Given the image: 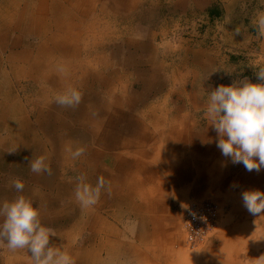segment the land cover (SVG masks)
<instances>
[{"label":"rangeland","instance_id":"1","mask_svg":"<svg viewBox=\"0 0 264 264\" xmlns=\"http://www.w3.org/2000/svg\"><path fill=\"white\" fill-rule=\"evenodd\" d=\"M18 1L9 2L5 8L15 10ZM24 1L20 3L22 7ZM30 2L34 17L41 22L38 30L45 37L41 39L37 31L24 34L23 38L19 36L22 34L20 31L11 33L12 39L20 38L22 42L14 45L11 51L0 48L1 66L5 68L9 82L3 87L10 84L13 93L18 96L16 98L23 104L24 96L30 95L34 101L31 107H35V110L46 108L45 96L55 104L58 97L76 91L80 95L79 105L83 108L81 114H88L91 108L95 114L93 120L100 126L111 116L107 125L113 135L129 143L122 157L128 172L131 167L134 171L137 153L140 154L139 176L136 174L133 178H139V185L133 188L134 193L128 198L137 204L133 208L137 211H134L129 208V202L126 207L114 205L109 200L117 193L112 187V178L106 175L109 171L113 175L118 168L107 166L103 154L117 152L118 148L115 144H103L99 135H91L93 122L87 124L85 119L73 117L74 120H70V132L73 134L61 139L65 130L51 131L50 128L54 118L47 120L49 125L46 127L45 124L42 131L44 127H35L37 116L31 117L35 120L32 124L34 131L41 141L38 146L40 151L45 152L46 142L48 151H51L54 161L53 164L49 163V169H52L53 183L63 178L61 162L64 169L73 166L71 178L74 185L78 183V176H83L84 182L92 186H95L98 177L106 181L95 205L85 207L86 212L78 206L79 213L73 214L74 223L59 224L63 228L73 226L74 231H78L75 235L79 242L78 250L77 246L72 245L70 250L61 248L71 255L74 264H134L133 260L126 258L129 255L127 247L139 245L143 249L141 245L145 244L143 239L147 233L149 237L153 235V239L158 235L153 240L156 243L159 237L167 236V242L161 240L164 249H168L165 253L167 256L160 259L161 264H264V214L249 213L241 197L245 190L264 191V169L249 172L242 164L231 165L226 157L218 156L215 152L220 151L216 146L217 133L204 116L208 92L217 85H228L243 77L258 82L256 72L264 69V60L251 63L249 59L257 57L254 54L260 51L258 43L264 35V0H207L204 6L199 7L179 0ZM38 7L43 10L46 22H42ZM93 7L97 13L96 22L89 23L91 25L88 27V18H94ZM18 19L19 16L10 29L23 27ZM6 21L10 20L0 17V39L6 35L4 38L10 42L11 36L2 24ZM200 39L219 41L221 54L226 55L220 60L224 64L222 71L227 72L229 80L223 83L212 80L210 70L205 84L191 80L190 67L185 64L189 58L183 49ZM175 55H180L178 60ZM35 58L40 59L36 63L40 69L36 71L31 68ZM30 68L31 74L37 75L38 79L29 75L27 71ZM65 68L69 74L59 75L68 73ZM51 81L61 84V89L51 91ZM3 101L0 97V104ZM12 104L5 103L2 108V112L7 113L0 118L4 120V125L9 122V117L12 118ZM54 110L59 114L66 113L61 108ZM25 111L31 112L28 108ZM164 129L174 131L171 136L157 134ZM0 132L5 136L6 131ZM87 138L90 140L86 143ZM64 143L69 145L72 152L77 150V146L83 150L78 157L70 156L71 163H67L66 153L60 151ZM101 143L106 147L104 152L97 155L98 159L88 161L90 154L94 156L97 153L95 148L103 147ZM86 146H91L92 150L87 151ZM161 152L163 155L159 154ZM56 158L59 163L55 161ZM125 176V172L117 175L119 183ZM45 192L50 194L52 190L45 189ZM122 193V189L118 190L117 196ZM105 196L106 201L103 199ZM207 199L217 201L222 206L216 230L206 240L197 244L188 243L181 225L183 210L191 201ZM56 201L59 206L66 203L60 194H57ZM110 212L118 213L119 217H110ZM88 215L91 218L88 219ZM99 215L103 218L102 228L104 231L107 229L110 239L105 247L111 250L112 256L105 258L102 254L100 261L95 263L97 260L92 253L97 241H93L92 233L100 231V224L93 228L95 216ZM140 233L145 235L142 241L138 240ZM70 240L73 241L72 238ZM168 258L171 260H166Z\"/></svg>","mask_w":264,"mask_h":264},{"label":"clouds","instance_id":"2","mask_svg":"<svg viewBox=\"0 0 264 264\" xmlns=\"http://www.w3.org/2000/svg\"><path fill=\"white\" fill-rule=\"evenodd\" d=\"M258 82L247 77L225 85L219 84L208 92L204 116L217 133L216 146L221 155L233 164H242L246 171L264 169V69L256 72ZM80 95L72 91L57 98L60 105L78 103ZM82 149L71 154L78 157ZM34 173L48 172L46 157L41 155L29 161ZM75 199L82 207L95 205L105 188L106 181L98 177L95 186L77 177ZM12 187L21 192L24 183L12 181ZM243 206L253 214H264V191L245 190L241 194ZM56 232L44 225L39 207L30 198L18 195L8 201H0V241L8 250L26 249L31 264H74L71 255L60 247H54L51 239Z\"/></svg>","mask_w":264,"mask_h":264},{"label":"bare ground","instance_id":"3","mask_svg":"<svg viewBox=\"0 0 264 264\" xmlns=\"http://www.w3.org/2000/svg\"><path fill=\"white\" fill-rule=\"evenodd\" d=\"M7 1V4L10 2L12 3V1H15V0H6ZM23 0H19L16 5L17 7H15V10L13 9V11H10L9 9H6L5 6L3 7L2 6V9L0 10V17H2V19L4 18H7L8 20L10 21H6V23H2L5 25L7 31H8V34L9 36H11V33L15 34L16 31H20L22 34L19 35L21 38H23V35L24 34H27V33H30V32H39L37 33V35L42 39L43 37H45L39 30L38 28L40 27L41 25V22L39 20H37L35 17H34V11H33V4L30 2V0H25L24 1V5L23 7L20 5V3L22 2ZM29 1V2H28ZM38 1H55V0H38ZM69 1V0H68ZM61 2V1H60ZM63 2V0H62ZM119 2V1H118ZM35 3V2H34ZM116 3V2H115ZM36 4V3H35ZM118 4V3H117ZM48 5V4H47ZM94 5V4H93ZM121 5V4H120ZM81 6V5H80ZM85 6V5H84ZM36 8V7H35ZM94 8V7H93ZM41 8L38 7V13L41 15L40 17L42 18V22L43 20L45 21V14H43V10H40ZM101 10V9H100ZM79 11V10H78ZM90 11V10H88ZM66 12V11H65ZM72 13V11H71ZM70 13V14H71ZM43 14V15H42ZM73 14V13H72ZM79 14V13H78ZM19 16V19L20 21L22 22L23 24V27L20 28L18 27L17 30H12L10 29L11 26H12V23H15V20L17 19V17ZM69 16V15H68ZM71 16V15H70ZM66 17V16H65ZM97 17V13H96V9L94 8V18L90 17L88 18V27L91 25V24H94L96 22V18ZM18 19V20H19ZM69 21V20H68ZM30 22V23H28ZM46 22V21H45ZM60 24H62L61 21H59ZM91 23V24H89ZM18 25V24H17ZM63 25H61V28H62ZM1 27H4V26H1ZM58 28V27H57ZM63 29V28H62ZM67 29V28H66ZM107 32V31H106ZM54 33V32H53ZM89 33V32H88ZM91 33L93 34L94 31H91ZM99 35V33H97ZM105 34V33H104ZM1 35V34H0ZM6 36V35H5ZM4 36V37H5ZM48 36V34H47ZM95 36H96V33H95ZM2 38L0 39V48H3L4 50L6 49H9V51H11V48H13L14 45H19L22 40H20V38H15V39H12V36H11V40L10 42H8V38ZM97 38V37H96ZM40 39V40H41ZM57 39V38H56ZM98 41V40H97ZM46 43V40L44 39V41ZM57 44V43H56ZM44 45V44H43ZM117 49V48H116ZM57 50V49H56ZM13 54V52L11 53ZM15 56V55H14ZM50 56V55H49ZM1 55H0V80L2 82V84H0V97L2 100H4L1 104H0V118L2 117L3 114H7V113H3L2 112V107L5 105V103H13L10 108L13 107V111L11 113L12 115V118L9 117L10 120H7L9 122H6V125H4V120H0V131L1 130H4L6 131V134L5 136L2 135V140H4V137H8L7 138V141L6 143L11 146V147H14V149H21V153H24L25 150L24 148L25 147H29V148H33L35 149V153L39 154V153H42V154H39L40 156L43 155L46 157V162L49 164L51 161H52V158H51V151L49 152L48 149H47V142H46V147H45V152L43 153L42 151H40L39 149V144H40V139L38 138V133L34 131V128H33V123L35 122L34 119H31L32 116H34V118L36 117V123H35V127H44L42 128V131L45 129V124H46V127H47V124L49 125V123L47 122L48 119L50 118H54L53 120V124L52 126L50 127L51 128V131H59L60 128H62L63 130H65L62 135H61V139H63L64 136L66 137H69L70 135H72L73 133L70 132V128H71V124H70V120H74V119H79L81 120L82 118L85 119L86 123H90V122H93L94 123V128L92 127L91 129V135H95V136H98L99 135V138L102 139V143L105 144V145H108L109 143L111 144H115V146H117L118 148V151L117 152H105L103 155V158L106 160L105 163L107 162L108 165H111V168H115L117 167L118 169L114 172L113 175H111L110 171L109 173L106 175L107 177H109L110 179L112 178V187L115 189V192L118 194V190H121L123 191V193L121 195H118L115 194V195H111L113 198L109 199V200H112L113 204L114 205H117V204H122V206H128L129 203H130V207L131 209H133L137 204L135 202H131L128 200L129 197H131V195L134 193V190L133 188L136 186V185H139V178L138 179H135L133 180V178L136 176L137 174V177L139 176V153H137V157L138 159H136L135 161V168H134V171L132 170L133 167L129 168L131 171L128 172L126 170L125 167V162H124V159L122 157H124V150H125V146H127L129 143L128 142H124L121 138H119L118 136H115L113 135V132L110 130L109 126L107 125L109 123V121L111 120V116L108 117V119H106V122L104 124H98L94 122V115L92 112H91V108L89 110V113L87 114L85 112V115L84 114H81L83 108L80 107L79 103L80 101L78 102V105H73L71 107L69 106H63V105H55V104H52L48 99L47 97L45 96L44 98V104L46 108H43V107H40L39 109L36 108V110L34 109L35 107H31L32 106V102H34L31 98L30 95H25L24 98H25V103L23 104L20 100H18L16 97L18 96H15V94L13 93V87L9 85H6L3 87V85L8 82V79H6V75H7V72L5 70V68H3L1 66ZM8 58H10L11 56L7 55ZM53 58V57H52ZM14 59V58H13ZM29 59V58H28ZM48 59V58H47ZM46 59V60H47ZM37 62H40V59L39 58H35L33 63L31 64V68L33 70H39L40 68L36 65ZM44 62V61H43ZM78 62V61H77ZM80 62V61H79ZM83 63V61H82ZM40 66V65H39ZM86 67V66H85ZM30 68V70H28L27 72H29V75L34 77V78H37V75H32L31 74V71L32 69ZM87 68V67H86ZM65 72H68V70L65 68L64 69ZM58 71V70H57ZM81 71V70H80ZM84 72V71H83ZM69 74L68 73H59V75H67ZM75 74V73H74ZM15 76V75H14ZM74 76V75H73ZM24 77V76H23ZM66 78V77H65ZM72 78V77H71ZM18 79V78H17ZM73 79V78H72ZM9 83V82H8ZM63 84V83H62ZM51 88V91H58L59 89H61V84H57L55 81H51L50 82V85H49ZM45 86H44V90H45ZM69 89V88H68ZM31 91V90H30ZM46 91V90H45ZM63 91V90H62ZM53 94V93H52ZM39 97V96H37ZM40 99V98H39ZM8 100H12L13 102H9ZM126 100V99H125ZM29 106V107H28ZM9 107V105H8ZM26 108H28L30 111L31 109H33L30 113H27L25 110ZM52 108H61V109H64L66 110V113H57L55 112L54 109ZM88 109V107H87ZM8 110H6L7 112ZM77 112L79 114H77ZM62 115V116H60ZM74 117V119H73ZM69 118V121H66L67 119ZM156 118V117H155ZM31 119V121H30ZM94 119V120H93ZM46 120V121H45ZM157 120V119H155ZM147 121V120H146ZM61 122V123H60ZM159 123V121H158ZM12 124V125H10ZM140 124V123H139ZM91 126V125H90ZM146 126V124H145ZM154 126V125H153ZM152 126V127H153ZM171 128V127H169ZM86 129V128H85ZM149 129V128H148ZM47 130L49 131V129L47 128ZM95 130V131H94ZM167 130V129H166ZM80 131V130H79ZM99 131V132H98ZM148 131V130H147ZM170 131V130H169ZM172 131V130H171ZM138 132V131H137ZM137 134V133H136ZM140 134V133H139ZM142 136L144 135L142 132H141ZM158 134V133H157ZM160 134V133H159ZM138 136V135H137ZM141 136V135H140ZM158 138V137H157ZM154 139V138H153ZM90 139H86V143L89 142ZM140 140V139H139ZM100 141V140H99ZM136 142V141H135ZM145 142V141H144ZM49 143V142H48ZM85 143V144H86ZM101 143V144H102ZM50 144V143H49ZM92 144V143H91ZM102 144V145H103ZM146 144V143H145ZM51 145V144H50ZM87 145V144H86ZM137 145V144H136ZM77 146V145H76ZM84 146V145H83ZM160 146V145H159ZM87 147V151H90L92 150V147L90 146H86ZM157 147V146H156ZM161 147V146H160ZM159 147V148H160ZM162 148V147H161ZM76 149H78V146L76 147ZM94 149V148H93ZM97 153L94 154V156L92 154L89 155L88 157V161L92 159H98L99 157L97 155L101 154L102 152H104L103 150L106 149V147H101L100 149L99 148H95ZM62 150L66 153V161H68L67 163H71V158L70 156H72V150H70L69 148V145L64 143L62 144L61 148H60V151L62 152ZM53 152V151H52ZM60 152V153H61ZM159 152V151H158ZM141 153V152H140ZM161 155V153H159ZM159 154H157V156H159ZM168 154V153H167ZM169 155V154H168ZM166 155V156H168ZM134 156V155H133ZM172 156V155H171ZM7 157V156H6ZM24 159H26L25 157H23ZM126 158V157H125ZM132 158V157H131ZM147 158V157H146ZM161 158V156H160ZM171 157H169L170 159ZM130 159V158H129ZM157 159V158H156ZM166 159V158H165ZM11 160V159H10ZM171 160V159H170ZM55 161H58V158L55 159ZM64 161V160H63ZM91 162H88L89 164L92 163ZM143 161V160H142ZM150 161V160H149ZM172 162H175L174 159L171 160ZM25 162H28V161H25ZM127 162V160H126ZM155 162V161H154ZM170 162V161H169ZM177 164V163H176ZM4 165V164H3ZM73 165V164H72ZM124 165V166H123ZM153 165V164H152ZM155 165V164H154ZM167 165V164H166ZM174 164L170 165V166H173ZM180 165V164H179ZM9 166V165H8ZM64 164L63 162H61L60 164V173L62 174L63 178L61 179L60 182H55L53 183L52 182V179L51 178H47V177H44L43 176V173H34L33 174V177L34 179L37 180V182H35L33 185H36L34 186V189L38 192H40V189L42 188V192L40 193V196L39 198H41V202L39 203V211H40V218H41V221L43 224H47V225H52L54 227H56L57 229H59V224H61L62 222H70V219H71V216L68 212V210L72 207L74 208H77L78 206L82 209H84V212H86V208L85 207H82L80 205V203L75 199V196H74V193H75V189H76V185H74V182L71 178V173H72V169H73V166H69L67 168H63ZM79 168V167H78ZM177 168V167H176ZM174 169V168H173ZM178 169V168H177ZM107 170V169H106ZM158 170V169H157ZM160 170V169H159ZM169 170V169H168ZM167 170V171H168ZM31 171V170H30ZM93 171V170H92ZM29 172V171H28ZM126 173V176L123 178L122 182L119 183V180L117 179V175H119V173ZM51 172H49V175H50ZM58 173V172H57ZM99 173V172H98ZM160 174V173H159ZM91 175V174H90ZM103 175V174H102ZM154 175V174H153ZM52 176V175H51ZM162 176V175H161ZM177 176V175H176ZM94 178V177H93ZM41 180V181H40ZM93 181V180H92ZM150 182V181H149ZM148 182V183H149ZM90 185V184H89ZM38 186H40L41 188H38ZM144 186V185H143ZM152 187V186H150ZM45 189H51L52 192L50 194H47L45 192ZM125 189V191H124ZM146 190V189H145ZM33 191V190H32ZM150 191V190H149ZM27 192V190H26ZM143 192V191H142ZM35 193V192H34ZM60 194L63 196V199L66 200V203H62L61 206L58 205L57 201H56V196L57 194ZM144 193V192H143ZM151 193V192H150ZM152 195V194H151ZM37 197V196H36ZM54 198V199H51V198ZM139 197V196H138ZM61 198V197H60ZM133 198V197H132ZM141 198V197H140ZM105 201L107 199V197L105 196L103 198ZM39 200V199H38ZM108 200V199H107ZM71 201V203H70ZM103 201V200H102ZM129 202V203H128ZM71 204V205H70ZM149 205V204H147ZM152 205V204H151ZM98 206H100V203H98ZM149 207V206H148ZM153 207V206H152ZM154 208V207H153ZM130 210V209H129ZM134 211H137V209H133ZM70 211V210H69ZM123 212V211H122ZM71 213V212H70ZM88 214V213H87ZM124 214V213H123ZM101 215V214H100ZM95 216V223L93 224V228H95L97 226V224H100L101 228H100V231H94L92 233V236H94L93 238V241H97L96 243V248L95 250L93 251L92 253V256L96 259V260H100L101 258V255L104 254L105 255V258L109 257V255L111 254V251L106 249V242H108L110 239L108 237V233L106 231L103 230L102 227H104L102 225V222H103V218L101 216ZM110 217H115V218H118L119 215L118 213H113V212H110ZM126 216V215H125ZM74 217V216H73ZM72 217V218H73ZM152 217V216H151ZM154 217V216H153ZM87 218H91L89 217V215L87 216ZM105 218V217H104ZM137 218V217H136ZM139 218V217H138ZM87 219V221H88ZM85 220V219H83ZM130 220V219H129ZM74 221V220H73ZM81 222V221H80ZM87 223V222H86ZM71 224V223H70ZM88 224V223H87ZM73 225V224H72ZM154 225V224H153ZM141 226V225H140ZM71 227V226H70ZM159 227V226H158ZM55 228V229H56ZM86 228V227H85ZM149 228V227H148ZM143 229V228H142ZM106 230V229H105ZM114 230V229H113ZM63 234H64V237H55V238H52L51 239V244H57L59 241H62V240H65V241H68V242H71V238H72V234H70L69 231H62ZM61 233V232H60ZM136 233V232H135ZM145 234V233H144ZM114 235V234H113ZM116 237V236H115ZM119 237V236H118ZM149 238V237H148ZM164 238V237H163ZM78 240V239H76ZM156 240V239H154ZM149 241V240H148ZM134 242V241H133ZM158 242V241H157ZM136 243V242H135ZM72 244V242L70 243ZM127 244V243H126ZM159 244V243H158ZM133 245V244H132ZM126 246V245H125ZM79 247V246H78ZM123 247V246H122ZM128 248V247H127ZM138 248V247H137ZM66 249H71V245L67 246ZM139 249V248H138ZM141 251V250H140ZM154 252H157L159 251L158 249H153ZM73 252V251H72ZM132 253V252H131ZM149 256V255H148ZM29 257V256H28ZM125 257V256H124ZM136 258V257H135ZM121 259V258H120ZM125 260V259H124ZM146 260V259H145ZM120 261V260H119ZM128 261V260H127ZM9 264V263H8ZM101 264V263H100ZM176 264V263H175Z\"/></svg>","mask_w":264,"mask_h":264},{"label":"crops","instance_id":"4","mask_svg":"<svg viewBox=\"0 0 264 264\" xmlns=\"http://www.w3.org/2000/svg\"><path fill=\"white\" fill-rule=\"evenodd\" d=\"M3 1H6V0H3ZM179 1L186 2V3H193L196 7H199L201 5L204 6V4L207 2V0H179ZM1 2H2V0H0V6L1 5L2 6H5V5L8 6L7 1H6V3L3 2L5 4H3ZM44 2L45 1H42L41 3H44ZM42 5H45V4H42ZM219 45H220L219 41H216V40L211 42L208 40L200 39V40H195V42L191 43L190 45H188L186 48L183 49V53H186L188 58H189V60H187V63H185V64H186V66L189 65V67H190L188 69L191 70V74H190L192 76L191 80H195V81L198 80V81L203 82L205 84L207 78L209 77V70L211 72L210 74L212 77V78L211 77L210 78L214 81H219V82L223 83L224 80L230 79L229 78L230 76L227 74V72L222 71V69L224 68V64L221 63L220 60H223L224 56H226V55L221 54ZM258 45L260 46V51L258 53L254 54V56H257V57L249 59V62H251V63H257L259 61V59H261V61H259L261 63L264 60V58H263L264 57V35H262ZM179 56L180 55H177V56L175 55V59L178 60L177 58H179ZM175 62H177V61H175ZM197 72H199V74H197ZM155 131H156V128H155ZM173 131L174 130L169 131V129H167V130L164 129L160 132V134L159 133L158 134L162 137H165L167 134L171 136ZM175 132H178V131H175ZM2 135H3V133L0 132L1 137H2ZM1 137H0V201H5V200L10 201L18 195H24L25 197L30 198L33 201L34 205L39 207V203L41 202V198H39V196H40V193L42 192L43 189L40 186H38V188H41L40 192H38L34 189V186H36V185H33V184L35 182H37V180L34 179V177H33L34 172L30 171L31 169H30V164H29V161L32 160L31 157L35 156V158H36L38 156L35 153V149L25 147L24 148L25 152L21 153V151H20L21 149H19V150H18V148L14 149V147H11L6 143L8 137L7 138L4 137V140H2ZM168 145H170V144H168ZM157 146H159V145H157ZM210 152H211V150H210ZM215 152L218 156L221 155L220 151H215ZM23 157H25L26 159H24ZM208 157L209 156H207L206 159H208ZM35 158H33V159H35ZM216 159H218V158H214V160H216ZM25 161H28V162H25ZM53 161H51L50 163L53 164ZM227 161L231 165L233 164L229 158H227ZM185 165H186L185 167L187 168V164H185ZM49 172H52V169H49L48 172H42L43 176L47 177V175H48L47 178H52V176H51L52 174L50 173V175H49ZM14 179H19L24 183V189H23L22 193L17 192L12 187V181ZM1 180H3V181H1ZM26 190H27V192H26ZM69 210H68V212L71 216L70 222H62V223H65V224L74 223L73 218H72L73 214H76V213L78 214L79 211L77 208H74V207L70 208ZM44 225H46L48 227L51 226L56 232V237H57V235L59 237H64V234L62 232L63 230L64 231L67 230L69 232H71V230H72V232H71L72 240H73V241H71L72 244H70L71 242L62 240V241H59L57 244H52V245L54 247H60V248H66L67 246L72 245V247L77 246L76 250H78L79 242L75 239V235L77 234L78 231H74L73 226H71L72 228H70V227L63 228V227L59 226V229H57V228L55 229L54 226H52V225H47V224H44ZM73 231H74V233H73ZM105 231H107V229ZM144 236L145 235H142V233H140V236H139L140 238H138V240L140 239L142 241V237H144ZM151 236L152 237H149V234L147 233L146 238L144 237L143 240H144L145 244L141 245V247H143V249H140L139 245H134L133 247L131 246L130 248L128 246V249L126 252H128L129 255H127L126 258L128 260H131V261L133 260L134 262L132 261V263H134V264H161L160 259L163 256H167L165 253L168 250V249L167 250L164 249V247L162 246L164 244H162L161 240H164L165 242H167V240L165 238L167 236L164 235V236H161L158 238V243L161 245H158V243L153 241L154 240L153 235H151ZM157 236L158 235H155L154 238L156 239ZM108 242H106V244ZM137 243L139 244V242H137ZM5 244H6V242L0 241V264H8V263L9 264H31L30 253L26 249H18L15 252H13V251L8 250L7 247L5 246ZM155 248L158 249L159 251L154 252L153 249H155ZM148 252H149V254H148ZM111 256L112 255L110 254L109 257H111ZM153 257H155V258H153ZM112 259L117 260L118 258L112 257ZM110 260H111V258H110ZM166 260L170 261L171 259L168 258ZM99 261L100 260H97L95 263H97ZM75 263L78 264L77 262H75Z\"/></svg>","mask_w":264,"mask_h":264},{"label":"built area","instance_id":"5","mask_svg":"<svg viewBox=\"0 0 264 264\" xmlns=\"http://www.w3.org/2000/svg\"><path fill=\"white\" fill-rule=\"evenodd\" d=\"M222 206L213 200L191 201L182 213V229L188 243L197 244L211 237L217 227Z\"/></svg>","mask_w":264,"mask_h":264}]
</instances>
